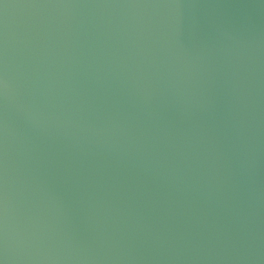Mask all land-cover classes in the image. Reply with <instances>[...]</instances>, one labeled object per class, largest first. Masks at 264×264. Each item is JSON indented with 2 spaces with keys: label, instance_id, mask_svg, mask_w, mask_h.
Returning a JSON list of instances; mask_svg holds the SVG:
<instances>
[{
  "label": "water",
  "instance_id": "95a60500",
  "mask_svg": "<svg viewBox=\"0 0 264 264\" xmlns=\"http://www.w3.org/2000/svg\"><path fill=\"white\" fill-rule=\"evenodd\" d=\"M4 264H264V0H0Z\"/></svg>",
  "mask_w": 264,
  "mask_h": 264
},
{
  "label": "snow or ice",
  "instance_id": "6c2138e0",
  "mask_svg": "<svg viewBox=\"0 0 264 264\" xmlns=\"http://www.w3.org/2000/svg\"><path fill=\"white\" fill-rule=\"evenodd\" d=\"M0 264H4V261L3 260H0Z\"/></svg>",
  "mask_w": 264,
  "mask_h": 264
}]
</instances>
